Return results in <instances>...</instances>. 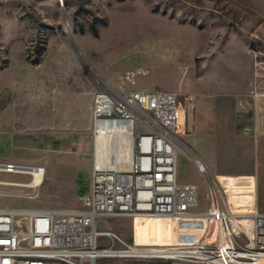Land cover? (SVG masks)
Wrapping results in <instances>:
<instances>
[{"label": "rangeland", "instance_id": "374dc122", "mask_svg": "<svg viewBox=\"0 0 264 264\" xmlns=\"http://www.w3.org/2000/svg\"><path fill=\"white\" fill-rule=\"evenodd\" d=\"M99 81L125 91L181 93L187 119L178 133L179 180L199 185L203 210L204 181L188 151L209 153L217 172L227 165L222 153L231 140L200 99L217 97V114L230 124L241 104L264 100V0H0V160L46 168L32 198L0 196V209L81 205L94 161L92 121L82 100L93 97ZM195 114L204 118L198 136ZM220 180L234 208L254 204L253 178ZM257 196L264 211V175ZM98 227L134 241L130 219H100ZM135 228L138 243L176 240L167 217Z\"/></svg>", "mask_w": 264, "mask_h": 264}, {"label": "built area", "instance_id": "2783aa9c", "mask_svg": "<svg viewBox=\"0 0 264 264\" xmlns=\"http://www.w3.org/2000/svg\"><path fill=\"white\" fill-rule=\"evenodd\" d=\"M99 83L93 94L91 182L81 205L0 209V264H98L102 259H130V264H264V212L255 197L253 205L234 208L221 176L194 151L188 155L204 181L205 209L198 210L199 185L179 180V112L185 106L181 93L125 91ZM101 137L109 142L131 140L128 167L96 163ZM37 172L44 176L46 168L0 160V196L32 198ZM241 177L253 178L256 189L254 176ZM160 216L172 222L173 244L159 248L138 243L136 223ZM107 218L130 219L134 241L100 229L98 221Z\"/></svg>", "mask_w": 264, "mask_h": 264}, {"label": "crops", "instance_id": "0c3cea01", "mask_svg": "<svg viewBox=\"0 0 264 264\" xmlns=\"http://www.w3.org/2000/svg\"><path fill=\"white\" fill-rule=\"evenodd\" d=\"M37 100L38 99H36V101ZM200 100H202V103L206 102V104L209 105L207 106L208 111L206 112L208 115L212 116L216 120H219V122L223 124L222 129L224 133L228 135V140H231V142L222 153L224 161L227 165L220 171L219 169L217 172L213 171V169H216L217 166L215 164L214 157L211 158L209 153H205L204 151H201V149H197L199 156L214 175L254 176L256 185L255 201L257 207L259 208L257 191L259 188L260 178L264 175V100L262 99L258 105H255L254 102L251 103L250 100L241 104L237 110L238 115L236 119L231 120L234 121V125L230 124L227 119L217 114V106H219L220 103L217 97L211 98L206 96ZM82 105L85 109L86 115H88L87 123L89 124L90 116L92 121L93 97L90 99L86 95L82 100ZM195 116L196 133L198 136V123L200 120L204 121V118H199L196 114ZM198 118L200 120H198ZM235 125L238 129L237 133L232 130ZM207 130L208 132H212V129H209V127ZM255 135L256 139L254 137Z\"/></svg>", "mask_w": 264, "mask_h": 264}, {"label": "bare ground", "instance_id": "6f19581e", "mask_svg": "<svg viewBox=\"0 0 264 264\" xmlns=\"http://www.w3.org/2000/svg\"><path fill=\"white\" fill-rule=\"evenodd\" d=\"M193 98V97H192ZM186 108L180 107L179 123L180 125L186 124ZM114 130V129H113ZM115 131V130H114ZM132 158L131 140L127 137L116 138L114 141L109 142L107 138L101 137L96 145L95 149V161L101 166H119L128 167ZM45 175L41 172L35 173V193H37L39 187L44 182ZM39 185V186H38ZM165 217V216H160ZM159 248H168L167 245H157Z\"/></svg>", "mask_w": 264, "mask_h": 264}]
</instances>
